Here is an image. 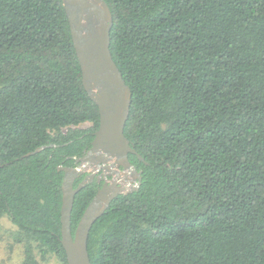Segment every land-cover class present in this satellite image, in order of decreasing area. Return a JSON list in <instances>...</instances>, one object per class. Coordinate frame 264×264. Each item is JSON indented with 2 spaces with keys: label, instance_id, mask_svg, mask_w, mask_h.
I'll return each mask as SVG.
<instances>
[{
  "label": "trees",
  "instance_id": "1",
  "mask_svg": "<svg viewBox=\"0 0 264 264\" xmlns=\"http://www.w3.org/2000/svg\"><path fill=\"white\" fill-rule=\"evenodd\" d=\"M105 2L141 181L93 223L91 264H264V0ZM98 125L62 0H0V216L23 264H67L58 167ZM96 190L74 195L72 234Z\"/></svg>",
  "mask_w": 264,
  "mask_h": 264
},
{
  "label": "water",
  "instance_id": "2",
  "mask_svg": "<svg viewBox=\"0 0 264 264\" xmlns=\"http://www.w3.org/2000/svg\"><path fill=\"white\" fill-rule=\"evenodd\" d=\"M62 3L80 65L82 85L98 107L99 125L91 147L84 156L76 159V165L58 167L64 172L61 244L67 264H91L87 251L90 229L117 195L140 185V172L129 162L128 154L133 153L139 159L142 158L123 133L130 110L131 90L109 49L112 13L108 4L105 0H62ZM45 147L39 146L24 156L33 155ZM88 168L101 170L104 175H113L115 178L97 188L72 234L70 213L74 195L93 181L95 173L84 176L76 187H73V183ZM100 179L101 175H98V182ZM125 179L128 180L119 183V180Z\"/></svg>",
  "mask_w": 264,
  "mask_h": 264
},
{
  "label": "rangeland",
  "instance_id": "3",
  "mask_svg": "<svg viewBox=\"0 0 264 264\" xmlns=\"http://www.w3.org/2000/svg\"><path fill=\"white\" fill-rule=\"evenodd\" d=\"M89 123L84 122L80 127H87ZM17 227L11 222L8 216H0V264H23V243L15 240ZM37 258L40 264H61L54 255H47L45 259Z\"/></svg>",
  "mask_w": 264,
  "mask_h": 264
},
{
  "label": "flooded vegetation",
  "instance_id": "4",
  "mask_svg": "<svg viewBox=\"0 0 264 264\" xmlns=\"http://www.w3.org/2000/svg\"><path fill=\"white\" fill-rule=\"evenodd\" d=\"M87 151H88V150H86V151L84 152L83 156L87 153ZM120 169H121V168H120ZM93 173H95V174H94L95 177H94L93 181L90 182V183H96V184H97V188H98V187H101L102 184H103L104 182L110 183L111 179L115 178V176H113V175H104V173H102L101 170H100V171H96L95 168H88V169H86V171L84 172V174L82 175V177L78 180V183L82 180V178H83L84 176H86V175H90V174H93ZM98 175H101V179H100L99 182H98V180H97V176H98ZM128 177H130V175H129ZM127 180H128V179H125L124 181H120V180H119V183L126 182Z\"/></svg>",
  "mask_w": 264,
  "mask_h": 264
}]
</instances>
